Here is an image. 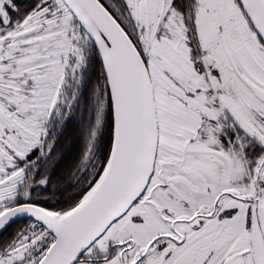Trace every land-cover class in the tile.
<instances>
[{
  "label": "snow or ice",
  "instance_id": "1",
  "mask_svg": "<svg viewBox=\"0 0 264 264\" xmlns=\"http://www.w3.org/2000/svg\"><path fill=\"white\" fill-rule=\"evenodd\" d=\"M0 264H264V0H0Z\"/></svg>",
  "mask_w": 264,
  "mask_h": 264
}]
</instances>
